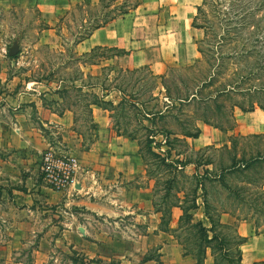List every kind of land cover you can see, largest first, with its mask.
<instances>
[{"label": "crops", "instance_id": "1", "mask_svg": "<svg viewBox=\"0 0 264 264\" xmlns=\"http://www.w3.org/2000/svg\"><path fill=\"white\" fill-rule=\"evenodd\" d=\"M22 1L37 5L41 13L51 19L61 5L84 0ZM200 1L141 0L127 12L92 29L76 48L85 52L94 46L115 47L122 50L115 55L119 64L129 68L147 65L153 73L164 71L167 60L186 63L199 55L193 39L197 38V33H202V29L192 22ZM46 89L49 91L42 95L30 93L25 96L27 100H20L33 101L35 106L24 104L19 108V103L13 105L16 111L12 121L6 118L4 106L0 105V221L10 230L4 236L0 231V260L6 264H23L14 256V250L22 243L18 234H29L28 230L44 228L53 222L52 216L58 214L54 213L52 205L64 199L76 203L80 210L77 213L64 211L67 218L60 221L62 226L55 225L58 221L49 226V229L61 228L60 235L48 237L45 231L33 248V264H43L48 258L49 246L53 245L70 246L89 257L109 259L116 243H126L129 253L142 246H159L164 264H196L195 256L185 252L183 244L173 234L177 230L180 207L171 208L168 226L161 228V211L152 204L155 177H147L145 185L140 182V177H146L147 164L139 152L137 140L117 133L109 123V111L92 103L91 116L96 128L92 129L91 145L88 148L81 146L82 133L73 129V111L63 105L61 96L50 93L55 88ZM89 89L101 92L97 84H91ZM120 96L119 90L110 89L104 98L116 102ZM234 116L236 124L232 129L224 131L198 121L199 134L185 138L191 146L198 147L207 143L227 144L232 134L264 132V109L242 110L238 107L234 109ZM51 133L68 135L75 143L70 146L71 150L82 155L79 158L75 153L81 168L79 181L75 184L77 190H71L72 198L65 197L69 194L67 191L51 189L38 170L40 153L50 143ZM7 145L9 147L5 148ZM127 181H131L130 185ZM90 191L97 195L92 197ZM118 213L131 215V235L117 238L110 230L108 223L111 220L116 223ZM219 220L234 225L235 232L243 237L239 244L243 264L264 259L263 224H256L251 217L237 218L228 211L220 212ZM124 255L125 250L118 257ZM212 261L208 247L203 263L211 264Z\"/></svg>", "mask_w": 264, "mask_h": 264}, {"label": "rangeland", "instance_id": "2", "mask_svg": "<svg viewBox=\"0 0 264 264\" xmlns=\"http://www.w3.org/2000/svg\"><path fill=\"white\" fill-rule=\"evenodd\" d=\"M123 1L128 2L131 6L136 2H141V0H116L117 3ZM211 1L213 2L211 3ZM211 1L203 4V10L198 14V18L195 21L197 24H206L207 26L201 27L202 33H197V38L193 39V41L195 40L197 48H205L204 50L206 56H208L209 62L213 63L214 61L216 62L214 56H216L217 53H215L214 50L206 48H225V45L220 41L221 22L218 21L220 19L218 8H222L223 5L219 4V7L218 5L216 6L215 3L218 1ZM80 2L86 3L79 5ZM98 6L97 2L92 3L85 0L77 1L72 4H64L58 9V13L55 14V17L48 19V17L41 13L40 8L35 4H25L22 0H0V105L4 106L5 111L3 113L9 121H12L14 111H16L13 105L19 103V108H22L24 104H26V106H35L33 101L26 102L20 100H24L25 96L30 93H39L42 95L47 90L46 87L49 89L53 87L55 89H51L50 93L53 92L61 96L63 98V105L68 106L73 111L75 117L73 129L76 132L82 133L81 146L86 147L91 145L93 138V121H91L90 112L87 107V103L91 100L92 96L88 95L82 97L77 88L72 86L82 85L84 91L91 93L95 91L89 89V86L103 79L107 85L120 83L127 94H130L134 99L143 101L144 99H148V97L150 98L152 95L160 96L163 94L159 77L161 73L167 72L168 76H173L172 78L175 84L180 87L184 85L177 78V75L188 77L197 73L194 68H185V66L192 64L197 58H202L200 53L198 57L186 63H177L167 60L164 71L153 73L147 65L137 67L138 69L134 72L119 71V65L121 64H119V59L115 56L117 54H114L117 51L107 46H102L100 50L91 51L92 47L88 51L79 52L76 48V44L82 40L80 39V33L86 30L85 25L89 24L91 18L97 12ZM218 42L220 44H217ZM13 46H16L17 50L10 54L9 48ZM262 47L264 48V45ZM212 52H214V58L209 56L212 55ZM207 70L208 67L205 68L204 71L206 72ZM113 76H115V78L112 80L111 77ZM84 85L89 86L87 88ZM25 99L27 100L28 98ZM150 99L149 104L154 103L155 99ZM30 109L32 110V108ZM134 110L135 109L128 110L125 116H117V118L120 121V127H125L130 131H136L137 135L143 138V128L140 127V123L136 122L142 118L138 115L137 120H135L133 116ZM112 118L114 119L115 116ZM157 123L159 125L164 124V120H159ZM168 125H170V123H168ZM250 133L261 134L264 132L256 131ZM158 138H162V136H158ZM182 138L183 140L181 139L176 143L173 141L170 143V146H164V148H169L173 157L194 158L200 156L201 160L210 158L212 163L198 166V171L200 173L203 171V168L206 167L213 172H217L219 171L220 162H228L230 153L225 149H220L223 145L207 143L202 146L193 147L185 137ZM69 139L68 135L63 136L61 133H51L50 143L48 144L57 150L72 151L70 146L75 143ZM227 144L230 145V140ZM206 145L211 147L204 151H195ZM7 147L9 146L7 145L5 148ZM164 148L159 151L164 153ZM241 148L245 150L246 154L255 152L257 149H264V134L259 137L249 136L246 138H238L236 151L238 156ZM155 150L158 151V149ZM72 152L76 153L79 158H82V155L78 151ZM146 157L148 160L146 177H140V182L143 185H145L147 177H152L155 169L161 170L158 166L154 167V159L148 153H146ZM193 166V164H188L186 168H192ZM151 169L154 171L152 172ZM256 174H264V170L260 169V173L258 167L248 170V175ZM224 181L226 185L231 188L243 186L256 188L252 184L250 186L245 183L244 174L239 172L226 173ZM126 183L129 184L131 181H127ZM228 187H224L220 182L206 183L208 200L213 206L219 208L221 205L222 207L231 209V211L227 209L226 211L235 215L237 218L243 217L244 214H252L257 216L259 221H264V213L260 214L259 211L240 202L238 198L235 197L234 191L228 189ZM76 188L77 187H75L74 191L77 190ZM64 191L69 193L66 194L65 197L68 196L72 198L70 190ZM90 195L93 197L97 194L91 192ZM242 195H249V193L244 191ZM73 196L77 197V194ZM198 200L201 201L200 198ZM68 201L69 200L63 199L61 202L52 205L54 213L58 214L52 216L53 222L58 221L55 225L62 226L60 221L67 218L64 215L66 214L64 211L68 213H77L76 211L80 210L76 203ZM152 204L155 207L154 198ZM57 205H60L58 212ZM216 208L213 210L211 209V211H217ZM67 215L72 218L71 214ZM130 216V214L118 213L115 217L116 223L112 222V220L110 223L107 221H104V223H108L110 230L117 238H119V236H127V234L131 235L132 231L129 228V224L131 223ZM194 216L205 220L202 214V205L196 209ZM161 221L163 222V220ZM53 222L49 223L44 228L28 230L29 234H18L17 238H19L22 243L14 250L16 252L14 256L20 259L23 264H33V248L41 241V236H43L45 231H47L48 237L55 238L60 235L61 228L54 227L53 229H49V226ZM75 222H77V219H75ZM162 222L160 225L161 228L164 229V225L166 224ZM4 223L0 221V231L3 232V236L10 231L6 229ZM227 225L229 226L224 227L223 231L228 235L234 234V225ZM4 229L5 231H3ZM141 229H143L144 233V225ZM182 230L183 231L180 233V230L177 229L175 232L173 231V234L177 236L179 241L181 237L185 238V245L180 241L183 244L184 251L193 254L195 248H192L191 245H193L192 241L197 235V231L195 228L191 227L183 228ZM127 246L126 243H116L112 248L113 251L111 252L110 258L107 259L98 256L89 257L77 249L70 248V246H68L69 248H65L63 245H53L49 246L48 258L43 264H164L159 246H142L140 250L134 253H129V249H126ZM229 246H231V248H233L232 251H234L235 244L232 243L229 244ZM123 250H125V255L123 257H118V255L123 253ZM55 257L58 259L55 260ZM0 264L6 263L0 260ZM198 264H201V261L198 262Z\"/></svg>", "mask_w": 264, "mask_h": 264}, {"label": "trees", "instance_id": "3", "mask_svg": "<svg viewBox=\"0 0 264 264\" xmlns=\"http://www.w3.org/2000/svg\"><path fill=\"white\" fill-rule=\"evenodd\" d=\"M210 1L201 0L197 5L193 25L207 26L206 24H197L195 21L198 14L203 10V4ZM214 1H218L215 2L216 6L222 4L224 7L219 6L220 8H218L220 13L218 21L221 22L220 41L225 45V48H206L217 53L216 56H214V52L209 55L215 57L213 58L216 62L213 63L209 62L205 48H197L202 58H197L192 64L185 66V68H194L197 73L188 77L177 75V78L183 83V87L177 86L173 76H168L167 72L161 73L159 77L163 94L160 96L152 95L150 98L155 99L152 104H149L151 100L149 97L143 101L134 99L124 91L120 83L107 85L103 79L93 83L99 86L100 93H88L82 89V85L72 87L77 88L82 97L92 96L87 103L91 121H93L90 107L92 103L106 108L109 111V123L112 124L116 132L137 140L139 152L145 163L148 164L146 153L154 159V167L158 166L161 169H155L153 174L155 177L153 187L155 208L161 211V220H163L161 222L168 226L171 208L173 206L180 207L181 213L178 218L177 229L180 230V233L183 228L187 227L195 228L197 231V235L192 241L193 245H191L192 248H195L193 254L197 259L196 264L200 261L203 264L207 247L210 248L213 255L211 264H243L239 248L243 237L239 236L234 228L232 235L223 231V228L229 225L220 222L219 215L227 208L220 205L219 209L212 205L208 200L206 183L220 182L227 188L228 186L224 181L226 173L239 172L244 174V182L250 186L252 184L256 188L248 186L231 188L229 186L228 189L234 191L235 197L240 202L263 214L264 174L248 175V170L257 167L259 173L260 169L264 170V149H257L255 152L246 154L245 150L241 148L239 156L236 151L238 138L259 137L264 133L230 135V145L224 144L220 148L229 151L228 162H220L217 172H213L207 167L203 168L201 173L198 171L199 165L212 163L210 158L201 160L200 156L194 158L173 157L169 148H164V146H170L173 141L176 143L181 139L183 140L182 137L197 136L200 132L198 121H203L226 131L232 129L236 124L235 107L242 110H253L256 107L264 109V48L262 47L264 45V0ZM82 3L86 2H80L79 5ZM138 3L136 2L131 6L126 1L117 3L116 0H98L97 12L89 24L85 25L86 30L81 31L80 39L85 38L92 29L106 24L119 14L135 7ZM101 47L94 46L91 51L100 50ZM110 48L116 49L117 52L114 54L122 52L118 48ZM207 67L208 70L205 72ZM137 69L119 65V71L134 72ZM114 78L115 76L111 77L112 80ZM110 89H117L121 93L116 103L111 99L104 98L105 93ZM133 109H135L133 112L134 119L137 120L138 115L142 118L136 122L140 123V127L143 128V138L137 135L136 131L120 127L117 116L123 117L128 110ZM113 116H115L114 119ZM159 120H164V124L159 125L157 123ZM92 123V129L96 128L95 122ZM158 136H162V138H158ZM210 147L206 145L195 151H204ZM163 148L164 153L159 151ZM188 164L194 166L186 168ZM151 171L154 170L151 169ZM244 191L249 195H242ZM199 198L201 201L198 200ZM200 205H202L205 221L194 216ZM215 208L217 211H211ZM227 210L231 211V209ZM243 217L254 218L256 224L264 225V221H259V218L252 214H244ZM180 241L185 245V238L181 237ZM231 242L235 244L234 251L229 246L232 244ZM251 264H264V259L256 260Z\"/></svg>", "mask_w": 264, "mask_h": 264}, {"label": "built area", "instance_id": "4", "mask_svg": "<svg viewBox=\"0 0 264 264\" xmlns=\"http://www.w3.org/2000/svg\"><path fill=\"white\" fill-rule=\"evenodd\" d=\"M80 162L72 151H61L50 144L41 151L38 170L44 182L53 190H75L79 181Z\"/></svg>", "mask_w": 264, "mask_h": 264}, {"label": "water", "instance_id": "5", "mask_svg": "<svg viewBox=\"0 0 264 264\" xmlns=\"http://www.w3.org/2000/svg\"><path fill=\"white\" fill-rule=\"evenodd\" d=\"M16 50H17L16 46L10 47L9 48V53L12 54V53L16 52Z\"/></svg>", "mask_w": 264, "mask_h": 264}]
</instances>
